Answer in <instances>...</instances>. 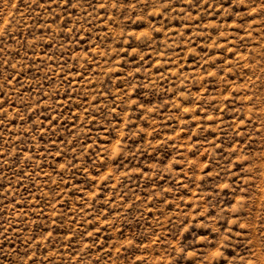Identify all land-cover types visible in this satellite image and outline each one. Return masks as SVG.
Segmentation results:
<instances>
[{"label":"rangeland","instance_id":"374dc122","mask_svg":"<svg viewBox=\"0 0 264 264\" xmlns=\"http://www.w3.org/2000/svg\"><path fill=\"white\" fill-rule=\"evenodd\" d=\"M0 264H264V0H0Z\"/></svg>","mask_w":264,"mask_h":264}]
</instances>
